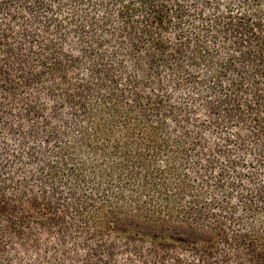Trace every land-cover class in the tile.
Segmentation results:
<instances>
[{
	"label": "trees",
	"instance_id": "1",
	"mask_svg": "<svg viewBox=\"0 0 264 264\" xmlns=\"http://www.w3.org/2000/svg\"><path fill=\"white\" fill-rule=\"evenodd\" d=\"M0 98L12 239L264 264V0H0Z\"/></svg>",
	"mask_w": 264,
	"mask_h": 264
},
{
	"label": "rangeland",
	"instance_id": "2",
	"mask_svg": "<svg viewBox=\"0 0 264 264\" xmlns=\"http://www.w3.org/2000/svg\"><path fill=\"white\" fill-rule=\"evenodd\" d=\"M0 101L14 100L0 98ZM177 230L187 243L161 247L146 240L118 239L114 236L116 231H112L105 236L108 240L116 239L111 249L88 251L80 246L78 240L59 244L53 233L36 237L24 232L12 239L6 231L0 229V264H240L234 258L221 262L224 250L221 243L213 249L210 256L199 253L194 246L209 241L206 233ZM164 232L172 234V231ZM35 238L38 242L34 241ZM225 252L230 254L227 250Z\"/></svg>",
	"mask_w": 264,
	"mask_h": 264
}]
</instances>
